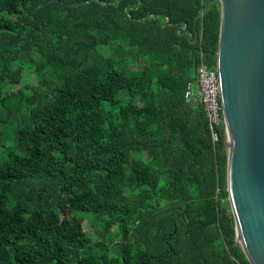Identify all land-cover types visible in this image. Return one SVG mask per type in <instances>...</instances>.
<instances>
[{"label":"trees","instance_id":"trees-1","mask_svg":"<svg viewBox=\"0 0 264 264\" xmlns=\"http://www.w3.org/2000/svg\"><path fill=\"white\" fill-rule=\"evenodd\" d=\"M212 1L0 0V264H250L184 98Z\"/></svg>","mask_w":264,"mask_h":264},{"label":"water","instance_id":"water-1","mask_svg":"<svg viewBox=\"0 0 264 264\" xmlns=\"http://www.w3.org/2000/svg\"><path fill=\"white\" fill-rule=\"evenodd\" d=\"M214 3L221 8L216 71L236 243L250 264H264V0H213L207 12Z\"/></svg>","mask_w":264,"mask_h":264},{"label":"built area","instance_id":"built-area-1","mask_svg":"<svg viewBox=\"0 0 264 264\" xmlns=\"http://www.w3.org/2000/svg\"><path fill=\"white\" fill-rule=\"evenodd\" d=\"M184 98L193 106L202 105L212 142H218L220 138L218 130L223 129L225 134V118L216 67L210 68L202 62L198 66L195 82L188 83Z\"/></svg>","mask_w":264,"mask_h":264},{"label":"rangeland","instance_id":"rangeland-1","mask_svg":"<svg viewBox=\"0 0 264 264\" xmlns=\"http://www.w3.org/2000/svg\"><path fill=\"white\" fill-rule=\"evenodd\" d=\"M120 95H121V97H125L126 96L125 93H120ZM85 228H86V231L88 233H90L91 235L94 234V230L95 229L90 225L89 220L88 221L86 220V222H85Z\"/></svg>","mask_w":264,"mask_h":264}]
</instances>
